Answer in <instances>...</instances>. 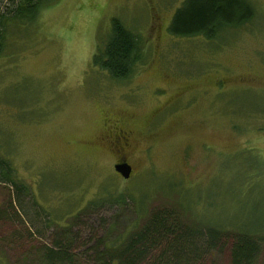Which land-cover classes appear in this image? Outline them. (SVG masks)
Returning <instances> with one entry per match:
<instances>
[{
    "label": "rangeland",
    "instance_id": "1",
    "mask_svg": "<svg viewBox=\"0 0 264 264\" xmlns=\"http://www.w3.org/2000/svg\"><path fill=\"white\" fill-rule=\"evenodd\" d=\"M183 1L56 0L9 42L0 154L50 220L41 236L0 220V264H50L38 252L63 226L77 234L74 264H91L93 239L116 243L160 207L189 223L264 225V0H248L253 18L211 39L169 31ZM112 17L143 43L123 81L92 63ZM115 123L130 130L125 148ZM121 161L127 178L114 169ZM9 195L0 185V208ZM211 261L228 264V248Z\"/></svg>",
    "mask_w": 264,
    "mask_h": 264
},
{
    "label": "trees",
    "instance_id": "2",
    "mask_svg": "<svg viewBox=\"0 0 264 264\" xmlns=\"http://www.w3.org/2000/svg\"><path fill=\"white\" fill-rule=\"evenodd\" d=\"M56 0H0V56L9 42L17 41L21 31L33 24L40 7ZM254 8L248 0H184L175 10L169 31L176 36H203L211 39L223 31L249 22ZM142 41L119 19L112 17L106 37L92 56L94 66L115 81H123L142 60ZM0 185L10 188L8 206L0 208V220L15 224L31 236L43 235L50 217L42 218L38 204L25 202L27 187L15 176L9 160L0 154ZM125 203V200H121ZM43 221V224H42ZM68 229H67V228ZM63 226L66 235L55 233L51 244L38 252L37 260L50 264H74L80 253L72 250L77 234ZM239 225L230 230L211 223H189L174 207L152 209L144 223L128 231L118 242L103 244L93 239L84 257L91 264H204L210 256L229 252L228 264H258L264 243L259 233ZM59 231V232H60ZM16 230L13 236L25 235ZM77 238V239H76ZM42 258V259H41ZM210 264H216L211 261Z\"/></svg>",
    "mask_w": 264,
    "mask_h": 264
},
{
    "label": "flooded vegetation",
    "instance_id": "3",
    "mask_svg": "<svg viewBox=\"0 0 264 264\" xmlns=\"http://www.w3.org/2000/svg\"><path fill=\"white\" fill-rule=\"evenodd\" d=\"M111 133H112V138H113L115 145H120L119 147H121V148H125L126 146H128L127 140L130 136V130L125 129L119 123H115V124H113ZM116 150H118V149H116Z\"/></svg>",
    "mask_w": 264,
    "mask_h": 264
},
{
    "label": "water",
    "instance_id": "4",
    "mask_svg": "<svg viewBox=\"0 0 264 264\" xmlns=\"http://www.w3.org/2000/svg\"><path fill=\"white\" fill-rule=\"evenodd\" d=\"M114 169L116 172H118L124 178H127L130 174V171H131L130 165L125 161L115 163Z\"/></svg>",
    "mask_w": 264,
    "mask_h": 264
}]
</instances>
